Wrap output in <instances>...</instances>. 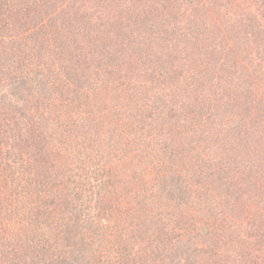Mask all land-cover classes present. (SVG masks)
Masks as SVG:
<instances>
[{
  "label": "trees",
  "instance_id": "obj_1",
  "mask_svg": "<svg viewBox=\"0 0 264 264\" xmlns=\"http://www.w3.org/2000/svg\"><path fill=\"white\" fill-rule=\"evenodd\" d=\"M0 264H264V0H0Z\"/></svg>",
  "mask_w": 264,
  "mask_h": 264
}]
</instances>
